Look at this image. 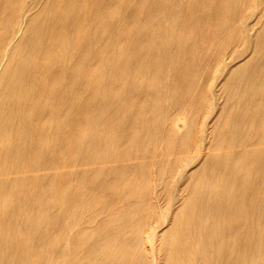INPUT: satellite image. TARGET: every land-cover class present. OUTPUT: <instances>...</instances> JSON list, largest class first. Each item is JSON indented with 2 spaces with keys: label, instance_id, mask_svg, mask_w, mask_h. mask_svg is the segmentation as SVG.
Returning a JSON list of instances; mask_svg holds the SVG:
<instances>
[{
  "label": "bare ground",
  "instance_id": "6f19581e",
  "mask_svg": "<svg viewBox=\"0 0 264 264\" xmlns=\"http://www.w3.org/2000/svg\"><path fill=\"white\" fill-rule=\"evenodd\" d=\"M22 1L0 0V264H264V6L256 58L223 83L233 109L217 151L162 229L152 186L168 213L170 155L191 152L192 129L166 141L168 169L157 148L247 52L258 0H65L17 39L34 4ZM54 159L92 165L44 188L34 172Z\"/></svg>",
  "mask_w": 264,
  "mask_h": 264
},
{
  "label": "rangeland",
  "instance_id": "374dc122",
  "mask_svg": "<svg viewBox=\"0 0 264 264\" xmlns=\"http://www.w3.org/2000/svg\"><path fill=\"white\" fill-rule=\"evenodd\" d=\"M33 8L27 16H31V20L29 19V22L23 23L22 30L17 35L18 38L24 39L26 36L25 29L29 26L36 25V20L38 17H40L42 14L46 13L47 10H52L55 8H58L61 5V9H63V3L65 0H33ZM261 0H258V3L256 7L251 8V10L248 9L247 13L251 12L252 16L248 19L247 24L253 25L257 24V22L263 18L261 16V9L264 6V0L260 3ZM17 2L23 3L22 0H17ZM246 13V14H247ZM261 16V18H260ZM26 19V14L24 15L23 20ZM264 21V18L261 20V23ZM259 22L255 26L253 25V29L249 31V34L247 36L249 44L246 47L247 52H245L240 57H236L231 60V64L227 66H223L219 70L216 71L214 75V80L211 82H207L205 85L206 89V100L202 104L204 107L199 111V114L194 118V122L190 121V119L193 116V110L190 111L189 109L184 111H178V115H176L175 120H178L176 122L177 129L175 132L165 133V140L162 141L157 148V154L155 155V159L163 160L161 162V167L168 169L170 167V163L167 162V160H164L166 158L164 148L166 147V141L172 140L174 143L179 139L180 134H183L191 128V140L195 142L191 152H184L179 151L174 152L172 155H170L171 158H177L181 159L180 162V168L178 173L171 179L170 185L176 186V193L173 197V199H170V205L171 208L169 212L167 213L168 209V199H166L164 196L166 193L162 192L163 190V184L152 186L155 187L153 190L154 192H157L160 194V196H157L156 199L158 201L159 208L157 210L156 218H159L158 224L155 226V228H167L171 226V221L174 215L178 214L180 203L182 202L181 196L184 195L186 187L188 185L192 184L194 182L193 175H197L200 171H202L203 165L206 163V160L208 157L216 153L217 151V139L220 133L222 132L224 128V121L227 118V115L232 111L233 107L230 105V102L227 99V93L225 89L223 88V83L226 80V78L229 76L230 73L234 70V68L238 65H241L242 67L249 68L248 62L250 59L256 58V54H254V50L252 47V41L255 38L256 30H259ZM51 31H57V25L56 24H49L48 26ZM79 31L75 32V35H79ZM56 40V39H55ZM107 53L106 49L104 48L101 51V54ZM95 63L92 65H87L85 68H83L80 73L82 77H85V75L89 74L91 72L92 66H94ZM212 74L215 72V69H211ZM50 140H46L43 142V148L48 149L51 145ZM192 143V142H191ZM71 146H73V143L71 140L66 142L64 148L65 150H61L60 152L68 153L70 151ZM262 146V144L258 143L254 147L259 148ZM221 148H218V150H221ZM55 160V159H54ZM138 160H132L131 162H137ZM92 164L88 165H82V164H76L75 166L72 165H64L61 161H51L47 164H45L44 168L40 169L37 172V177L42 178L45 187L47 188V184L49 183L52 178V173L54 171H62V170H69L70 168H88ZM150 168V167H149ZM155 171V168H153ZM33 173V174H34ZM71 184V183H70ZM69 185L63 184L61 187L63 190L65 188H69ZM161 184V183H160ZM160 215V216H159Z\"/></svg>",
  "mask_w": 264,
  "mask_h": 264
}]
</instances>
